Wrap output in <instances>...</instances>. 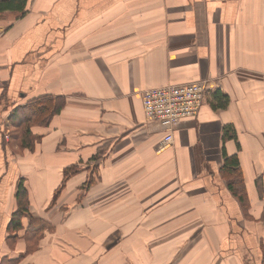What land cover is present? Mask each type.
<instances>
[{
    "label": "crops",
    "instance_id": "obj_1",
    "mask_svg": "<svg viewBox=\"0 0 264 264\" xmlns=\"http://www.w3.org/2000/svg\"><path fill=\"white\" fill-rule=\"evenodd\" d=\"M0 65V264H264V0H29L0 19ZM205 79L199 115L159 151L143 91ZM45 96L65 106L22 149L20 110ZM21 180L49 224L29 253L27 215L9 231Z\"/></svg>",
    "mask_w": 264,
    "mask_h": 264
},
{
    "label": "trees",
    "instance_id": "obj_2",
    "mask_svg": "<svg viewBox=\"0 0 264 264\" xmlns=\"http://www.w3.org/2000/svg\"><path fill=\"white\" fill-rule=\"evenodd\" d=\"M28 2L29 0H0V19L6 17L7 13L14 14L17 18L22 17L27 12ZM216 97L219 101L217 105L219 107L225 106L227 102L226 98L220 95ZM65 103L66 99L64 97L45 96L34 100L31 105L21 109V119L15 123L17 127L16 137H19L20 148L34 150L35 138L31 134V128L37 125H48L53 117L62 111ZM12 135L13 133H11ZM227 135L228 131L226 133ZM224 157V162L220 168L221 176L231 194L239 201L246 215L249 209V194L239 160L237 156L229 157L226 153ZM258 188L260 190L259 193L261 192L263 194L264 190H262L260 183L258 184ZM16 198L18 208L10 221L9 231L12 238L17 231L23 228L22 219L27 215L29 224L25 236L29 242L27 249V253H29L38 247L42 234L49 227V224L29 214L30 197L23 180L17 186ZM19 260L20 258L17 260H8L7 264H18Z\"/></svg>",
    "mask_w": 264,
    "mask_h": 264
},
{
    "label": "built area",
    "instance_id": "obj_3",
    "mask_svg": "<svg viewBox=\"0 0 264 264\" xmlns=\"http://www.w3.org/2000/svg\"><path fill=\"white\" fill-rule=\"evenodd\" d=\"M1 85L0 66V87ZM213 89L212 82L205 79L143 91L142 103L146 120L158 123L163 130L164 137L159 151H164L174 144L175 132L179 125L199 115ZM5 137L8 138V135Z\"/></svg>",
    "mask_w": 264,
    "mask_h": 264
},
{
    "label": "rangeland",
    "instance_id": "obj_4",
    "mask_svg": "<svg viewBox=\"0 0 264 264\" xmlns=\"http://www.w3.org/2000/svg\"><path fill=\"white\" fill-rule=\"evenodd\" d=\"M7 83L4 84V86H6Z\"/></svg>",
    "mask_w": 264,
    "mask_h": 264
}]
</instances>
